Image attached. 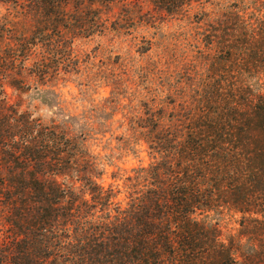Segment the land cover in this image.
Masks as SVG:
<instances>
[{
    "label": "trees",
    "instance_id": "trees-1",
    "mask_svg": "<svg viewBox=\"0 0 264 264\" xmlns=\"http://www.w3.org/2000/svg\"><path fill=\"white\" fill-rule=\"evenodd\" d=\"M0 7L15 15L0 32L13 54L4 75L19 78L8 85L50 113L47 121L27 111L0 116V264L258 259L251 245L250 256L238 241L225 247L218 224L227 204L246 213L238 207L251 192L243 173L264 174V0ZM163 17L177 20L186 41L177 73L160 57H132L148 53L143 34ZM17 21L30 24L28 35L13 31ZM67 84L84 98L108 95L77 113L62 99ZM103 141L107 155L92 149ZM127 157L138 165L115 163Z\"/></svg>",
    "mask_w": 264,
    "mask_h": 264
},
{
    "label": "rangeland",
    "instance_id": "rangeland-1",
    "mask_svg": "<svg viewBox=\"0 0 264 264\" xmlns=\"http://www.w3.org/2000/svg\"><path fill=\"white\" fill-rule=\"evenodd\" d=\"M8 14L7 11L0 7V32L8 25L12 26L9 22L10 19H8L10 16L6 18ZM9 15H11V17L15 16L12 12H10ZM162 19L163 20H157L155 24H151V27H149L143 34L146 41L145 43L150 45L148 46V53L142 58H138L139 56L133 52L132 57L135 63L139 61L138 64H143L145 61L152 63L156 61L157 57H160L163 60V63L170 67V72L177 73V59L185 50V48L183 49L182 47L186 41H182L185 40V38L182 36L180 26L177 25V20L171 19L170 17H163ZM30 30V24L27 22L23 23L17 21L14 24L13 31H20L23 35H28ZM12 44L17 46L18 42L12 41ZM142 46L143 45H141V47ZM186 49L193 50L192 47L188 48V46ZM3 50L4 40L0 37V116L7 115L9 112L20 113L21 111H27L33 118L47 121L50 118V113L46 108L40 107L35 103L32 104L26 97H19L17 95L18 92H14V90L8 85L10 81L19 78L18 76H14L13 73L5 76L7 73L6 71L10 70V66L6 61H8L9 57H12L13 54L10 53L9 56V53ZM14 54L19 57L21 56L19 51H14ZM141 59H145V61H142ZM14 85L21 87L19 82H16ZM60 92L62 94V99L66 102H70L72 110L77 113L80 112L83 107L88 106L87 102L90 99L98 101L108 95V89H99L84 98L73 84L63 86L60 89ZM4 96L7 98L5 102ZM7 107H9V109ZM111 145L114 147V143ZM106 147V143L103 141L98 147L92 149L96 153L107 155L108 152L103 150L104 148L107 149ZM140 159L144 165L147 164V159L144 154L140 155ZM115 163L119 167L130 169L131 167L138 165V160H135L132 157H127L123 158L120 162ZM107 172H110V169L107 170ZM243 176L245 177L242 182L243 187L250 189L251 192L246 200L239 203L238 207L241 208L243 213L244 210L246 213H244L243 216L238 212L230 211L231 204L225 205L226 207H224V210L222 211L223 214L218 224V236L220 237V241L227 248L230 247V243L233 241L240 242V253L243 256H250L252 254V252L246 248V246L251 245L255 248L258 258L253 261V264H264V174L263 172H245L243 173ZM104 179L107 183L108 179H106V177ZM236 183L237 182H232L231 185H236ZM226 202L230 203L229 200ZM212 219V224L214 225L216 223V217L212 216ZM243 219H246V221Z\"/></svg>",
    "mask_w": 264,
    "mask_h": 264
}]
</instances>
